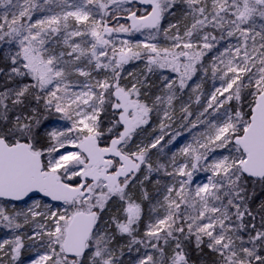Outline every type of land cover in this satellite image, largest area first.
<instances>
[{"label":"snow or ice","instance_id":"6c2138e0","mask_svg":"<svg viewBox=\"0 0 264 264\" xmlns=\"http://www.w3.org/2000/svg\"><path fill=\"white\" fill-rule=\"evenodd\" d=\"M0 264H264V0H0Z\"/></svg>","mask_w":264,"mask_h":264},{"label":"rangeland","instance_id":"374dc122","mask_svg":"<svg viewBox=\"0 0 264 264\" xmlns=\"http://www.w3.org/2000/svg\"><path fill=\"white\" fill-rule=\"evenodd\" d=\"M205 87L207 88V87H209V85H206ZM194 107H195V106H194Z\"/></svg>","mask_w":264,"mask_h":264}]
</instances>
